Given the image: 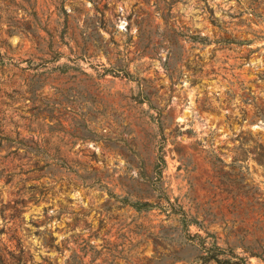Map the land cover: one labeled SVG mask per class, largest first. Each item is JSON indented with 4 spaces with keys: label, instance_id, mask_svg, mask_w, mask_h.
<instances>
[{
    "label": "rangeland",
    "instance_id": "1",
    "mask_svg": "<svg viewBox=\"0 0 264 264\" xmlns=\"http://www.w3.org/2000/svg\"><path fill=\"white\" fill-rule=\"evenodd\" d=\"M251 3L0 0L11 264L20 248L25 264H264V0L261 16Z\"/></svg>",
    "mask_w": 264,
    "mask_h": 264
},
{
    "label": "trees",
    "instance_id": "2",
    "mask_svg": "<svg viewBox=\"0 0 264 264\" xmlns=\"http://www.w3.org/2000/svg\"><path fill=\"white\" fill-rule=\"evenodd\" d=\"M261 5L260 3H258V0H253V3H251L248 6V10L249 13L254 15V16H261ZM203 40H205L206 42L209 41V38L206 36L202 37ZM216 42H221L224 44H230L233 42H237L232 38H225V37H221L219 39L216 40ZM240 43V42H238ZM112 71V70H111ZM126 76H130L131 74L129 72H125ZM164 140H165V136L162 135V140L160 142L159 145V149H158V157H157V164H156V173L158 174L157 176H161L162 171L164 169V167L166 166V159H165V152H164ZM253 158L264 168V145L261 143H256L255 145V149L253 151ZM127 200H124V202L126 203ZM154 204L150 203V202H137V203H132V206L136 207L137 209L141 210V209H150L153 207ZM24 249L20 248L19 250V254L17 256H15L14 253H12V255L19 261V264H25L24 261ZM213 256H208L206 257V261L208 260H214L217 263H222L221 260H219L218 258H216L215 254H212ZM238 261L235 262L236 264H247V260L244 257H240L238 256ZM0 264H11L7 258L4 256V254L1 252L0 249Z\"/></svg>",
    "mask_w": 264,
    "mask_h": 264
}]
</instances>
